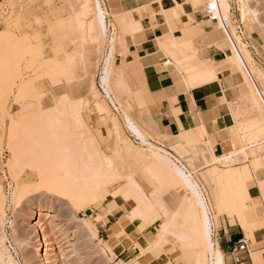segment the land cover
<instances>
[{
  "label": "rangeland",
  "instance_id": "1",
  "mask_svg": "<svg viewBox=\"0 0 264 264\" xmlns=\"http://www.w3.org/2000/svg\"><path fill=\"white\" fill-rule=\"evenodd\" d=\"M101 1L107 10L105 1ZM211 1L197 0L195 4L206 6ZM219 2L227 21V29L239 46L249 51L253 58L252 64L247 61L248 67H256L264 73V0ZM80 10L76 0H0V188L5 198L4 210L0 211V264H9L8 257L3 254L5 249L17 264H153L155 260L165 261L167 264H196L195 254L204 249L199 247V244H196L197 249L193 247V242L198 243L197 239L193 241L196 236L194 209L180 192L162 182L161 177L155 175L156 173L148 167L147 163L152 158L151 151L160 153L161 150L142 145L128 129L125 116L129 113L145 131L149 140L159 146L158 148L170 152V158L192 171L196 178L201 172L207 174V180H201L200 183L210 201L213 216L219 217L220 222L215 223V228L219 229L221 221L230 218L228 211L232 210L230 211L231 206L228 204L237 203L235 198L241 197L237 195L238 197L232 198L237 187L244 198V191L248 189L254 199L255 194L251 190L256 185L263 192L264 131L257 128V123L262 118L261 111L247 96L250 87L244 81V76L234 69L241 84L239 87L243 89L241 96L230 105L234 122L231 133L236 142L235 150L230 154L236 156L234 163L223 164L216 163L209 157L208 150H215L218 139L207 131L206 143H202L200 148H194L195 144H188L166 135L156 127V118L146 95L144 71L140 64L116 62L118 67L129 65V70L124 75L121 72L113 75L111 94L119 108L116 110L102 88L99 72L110 49L111 39L116 45L115 57L118 54L124 55L126 37L137 35L141 26H138V29L122 27L118 22L121 15L110 14L107 15L108 33H93L89 30L93 20L92 14L85 16L76 12ZM216 28L228 42L227 31L219 26ZM189 49L186 50L190 58L183 62L184 66H201L204 70L209 68L217 73V69L212 65L198 62L194 46ZM178 50L182 51V48L176 49L175 52L179 54ZM173 53L166 52V55L179 68L180 58ZM233 53L232 50V55ZM134 71L138 72V82L133 79ZM211 81L199 83L207 84ZM118 86L123 89H118ZM93 88H97L100 100L109 108L112 118L120 123L121 140L119 136L107 138V129L91 108L92 104L87 103ZM117 99L121 101V105ZM79 109L80 113L77 112ZM78 122L86 125V131L87 127L92 130L88 132L95 134L100 145L105 142V145L113 144L115 141L116 147L115 143L113 146L117 148L116 151L113 146L108 145L107 148L102 144L106 148L102 150L106 158L108 157L106 161H109V165L111 162V166H108L114 169L118 180L121 181L120 183L116 180V183H120L119 187L116 184L111 190L97 197H90L88 202L77 199L81 173H78L80 151L75 146L76 137L71 131H68V135L56 131L59 127L64 129L72 123V127L74 124L78 125ZM55 131L59 134L51 133ZM59 131L65 130L60 128ZM60 134L67 138L63 135L60 137ZM193 134L192 131L185 136L189 138ZM70 135L73 136L70 139L72 143L68 140ZM55 136L58 137V142L59 139L64 140L62 144L60 142V147ZM227 138L228 134L224 131L220 139ZM65 145L68 152L63 147ZM69 147L72 152L70 154L74 152V156L69 154L68 157ZM245 148H248V158L238 155ZM77 152L79 156L76 155ZM214 167L228 172L232 170L233 174H236V170L244 172L245 190L240 185H235V190L233 188L232 191L229 185L226 186L227 183L216 180L212 176ZM126 181L136 183L147 201H152L153 192L156 191L160 203L158 202V206L154 204L155 211L149 210L144 204L146 210L137 213L138 210L141 211V202L134 201L135 195L130 194L129 188H126L128 184H122ZM73 187H77V190ZM211 188L213 193L215 189L222 197L226 194L225 202L231 201L225 204L226 207L229 206V210L223 207L221 210L224 212L217 213ZM254 202L245 200V214L248 215L252 211L248 206ZM159 206L163 208L160 209ZM255 208L257 209L256 204ZM104 210L119 213L121 218L109 233L110 240L106 238L105 241L99 237L95 220V215ZM163 210L169 212L167 218L163 215ZM142 213L150 214L144 216ZM38 214L41 219L34 222L33 218ZM138 215H142L143 219ZM155 216L158 219H155ZM153 218L159 222H152ZM236 218L239 219V216ZM166 220L172 221V232L158 244L159 228L161 224L168 222ZM214 220L216 222L215 218ZM89 222L93 224L90 225ZM37 231L41 232L44 243L37 238ZM147 231L152 234L146 237ZM197 234L199 237L200 233ZM179 235L181 238L184 236L185 240L179 238ZM122 243L128 245L133 252V255L124 261H120L113 252V249L120 244L122 246ZM43 245L46 251L39 254L38 250ZM148 245H151V248H148Z\"/></svg>",
  "mask_w": 264,
  "mask_h": 264
},
{
  "label": "crops",
  "instance_id": "2",
  "mask_svg": "<svg viewBox=\"0 0 264 264\" xmlns=\"http://www.w3.org/2000/svg\"><path fill=\"white\" fill-rule=\"evenodd\" d=\"M104 1L110 14L118 16L128 12L139 20L141 31L126 37L124 55L118 54L116 62L140 64L144 68L147 95L159 129L166 135L179 136L181 132L186 135L204 125L208 134L218 139L215 147L217 156L235 150L230 105L241 96L243 89L239 87L241 84L234 69L228 68L231 46L216 28L217 23L209 18L205 6H196L197 0ZM174 10H177V16ZM164 35L168 38L173 36L178 42L192 39L198 62L217 69L216 78L207 84H200L198 80L189 81L180 62L182 57L177 52L173 54L177 53L180 58L179 68L173 60L166 64L170 59L159 44ZM224 131L228 138L221 140L220 135ZM251 191L258 202L256 211L247 218L251 225L256 226L251 234L246 233L236 217L234 223L225 218L219 229L214 226L213 239L224 255L225 264H264V192L258 185ZM97 216H100L99 220H96ZM120 219L119 213L107 210L96 214L99 237L104 241L106 238L110 240L109 233ZM149 234L152 232L147 231L145 236ZM242 241L247 242L245 251L239 250ZM113 252L120 261L133 255L131 248L123 243L116 246ZM252 259L256 262L253 263ZM153 264L167 263L155 260Z\"/></svg>",
  "mask_w": 264,
  "mask_h": 264
},
{
  "label": "bare ground",
  "instance_id": "3",
  "mask_svg": "<svg viewBox=\"0 0 264 264\" xmlns=\"http://www.w3.org/2000/svg\"><path fill=\"white\" fill-rule=\"evenodd\" d=\"M245 1H247V0H245ZM203 2H204V0H203ZM76 3H78V5H79V7L81 9L80 11H76V12L81 13V14H83L85 16L92 14L93 20L90 23L89 30L91 32H93V33L94 32H96V33L99 32L102 35H106L108 33L107 32V29H108L107 15H110V13L106 9H104L102 1L101 0H76ZM209 4L211 5V7L215 11V13H217L219 16H221L220 21L217 23V26H219L220 28L225 29L227 31L226 34H227L228 39H229L228 42L232 46L231 48H233L232 50H233L234 53L229 59L230 65H229L228 68L236 69L235 70L236 72H240L241 75L244 76L245 80L244 79L243 80L250 87L249 88L250 89V93L247 96L250 97V99L255 104L256 108H258L261 111L262 118L257 123V128L261 129L262 131H264V73L260 69H258L256 67H252L251 69L248 67L247 63L251 62V64H252L253 58H252V56H251L249 51L243 50L239 46L238 42L233 38L232 34L227 29V26H226V24L224 22L225 15L222 12V8L220 7L221 5H220L219 0H212ZM246 5H247V2H246ZM176 6H179V5H176ZM180 8L181 7H178V9H180ZM74 10H75V8H74ZM174 12L177 15V10H174ZM119 17L120 18H118L119 19L118 22L120 23V25L122 27H129L130 29H138V26H140L138 18L132 13H128L127 12L126 14H123V15H121ZM244 17L245 18L247 17L246 13L244 14ZM110 19H112V18H110ZM138 30L140 31L141 27ZM169 32H170V28H169ZM196 34L199 35L198 33H196ZM167 35H164V37L167 36ZM164 37L160 41H159V37H158V41L160 42L159 44L161 45V47H162L161 50H163V52L166 51L167 53L168 52L172 53V52H175L178 47H180V48H182V51L178 50L179 51V55L182 57L180 62L183 63L184 61H187L188 58H190V56L187 55V52L190 50L189 48L193 47L192 39H190L188 41H184V42H178L177 39H175L173 36L172 37L169 36L170 38H168V36H167V38H164ZM110 43H111L110 49L108 51V54H107L106 58L103 61L104 62L103 68L101 69V71L99 70L100 71L99 73H100L101 85H102V88H103L107 98L111 99L113 105L116 108V110H119V108H117L116 103L114 102V100L112 98L111 82H112L114 74L121 72V74L123 73L122 75H124L129 70V65L127 64V65H125L123 67H121V66L118 67L116 65V57H115L116 45H115V42L112 41V39H111ZM186 49H188V51ZM183 66H184V64H183ZM183 66H182V68H183V70L186 73L185 76H186V78L189 81L198 80L199 82H207V81H211L213 78L216 77V74L214 73V71L212 69L207 68V69L204 70L203 68H201V66H198L197 68H195L193 66H188L186 64H185L184 67ZM141 68L144 71V68L142 66H141ZM132 75L134 76L133 77L134 80L137 81L139 79V76H137L138 75L137 71H134V73H132ZM121 87H119L118 89H123ZM146 92H147V90H146ZM147 94L148 93H146V95ZM89 97L90 98L88 99L87 103L90 102L93 105V107H92V105H90L91 108L93 109V111L96 112V114L98 115L99 119L102 121V124L107 129V132H108L107 138L110 139L111 136H119L120 140H121L122 139V130H121L120 123H118L115 119L112 118V115H111V112H110L109 108L100 100V96H99V92H98L97 88H93V91H92V93L90 94ZM117 100L119 102V99H117ZM119 103L121 105V101ZM122 107H124V106L122 105ZM77 112L80 113V109ZM90 112L93 113V114L95 113V112H92V110H90ZM44 116H45V114H44ZM39 120H40V118H39ZM55 122H57V120ZM125 122H126V125H127L128 129L131 131V133L139 141H141L142 145L147 146V147H149L151 149H153V148L156 149L157 148L158 150H161L162 153L161 152L160 153H157V152L155 153L153 150L151 151L152 152V158L150 157L151 159L147 163L148 167L151 169V171H153V173H156L155 175H158V176L161 177L160 180L162 182L168 183L171 187H173L175 189L176 192L177 191L180 192L186 198V200L190 203L192 208L194 209L193 219L195 221V228H196V230H195L196 232L195 233H196V236H195L193 241H196L195 239H197L198 243H196L197 241L193 242L194 243L193 247H196V249H197L198 246L199 247L202 246V249H204V250H198V252L195 251V253L197 252L196 254L194 253L195 254V256H194L195 257V259H194L195 263L196 264H225L224 263V255L220 251L219 247H217L218 245L215 244V241L213 239L214 230H215L214 229L215 223H219L220 220H219L218 215H216L215 217L213 216V212L211 211L210 201H209L208 196L205 193V191L203 190L202 185L200 183L201 180H203V181L207 180V174H205L204 172H201L199 174V176L196 178L193 175L192 171L190 172L184 165H180V162H176L172 158H170L171 153L168 152L167 150L163 149V148H158L159 146L157 147L151 140H149V138L146 135L145 131L142 129V127L138 123L135 122V120L130 116L129 113H127L126 116H125ZM69 125H67L68 128H66L67 126H65L66 129L63 126L64 129H62V127H59L56 131H58L60 133H63L65 135L70 134L68 131H71L76 137L75 138V144H77V145H75V146H76V148H78L77 150L80 151V154H79L80 155V161H78L79 162V165H78L79 166V172L78 173H81V177H80L81 181L77 179L78 181L81 182L79 193L77 194L79 196L76 195L77 199H80L82 201L83 200H87V202H88V199H90V197L91 198L97 197L101 193H104V192H106L109 189L111 190V187L115 186L116 184H118V187H119V184L121 183V181L118 180V178H117L118 174L115 173V171H114V169L112 167H111L112 168V170H111V168L109 167V166H111V162H110V165H109V161H106V159L108 157L106 158L105 152H103L104 151L103 149L105 147L108 148V145L113 146L115 141L113 142V140L111 139L110 141H111V143L113 142V144L109 143L108 145H105V143L107 144V142L102 143V144L105 145V147H103V145L101 144L102 145V149H101V145L98 143L99 141L95 137V134L93 132H88V131H92V130L89 129V127H87V131H86V125L84 123L81 122L78 125L74 124L75 126H73V127L71 125L69 127ZM58 126H60V125H58ZM203 126H201V127L198 126L197 128H195V130H192L194 134L192 136H190L189 138H187L185 136L184 132H181V134L179 136H171V137L177 138V139H179L181 141H184V142H186L188 144H192L193 143V144H195V145H193L194 148H200L202 143L205 144L206 140H207V138H206V129ZM156 127L159 128L158 122H157V126ZM60 128H61L62 131L63 130H65V131H63V132L59 131ZM56 131L55 132H51V133L53 135L59 134ZM192 131H190V132H192ZM66 132H68V133L66 134ZM87 132H88L89 135H87ZM90 133H92L94 136L92 134H90ZM98 133H100V131ZM60 135H57V136H60ZM62 135L60 137H62ZM65 135H63V137H65ZM72 135H70V138L68 137L69 141L73 137ZM57 136H55L57 138L56 142H58V137ZM65 138H67V137H65ZM71 141H70V143H72ZM60 142L62 144V142H64V140L63 139H61V140L59 139V142H58L59 143V147H60ZM100 142H101V139H100ZM114 145L116 147V143ZM71 146L73 147V144ZM75 146H74V152L76 150ZM206 146H207V144H206ZM63 147H65L64 148L65 151L68 152V150H66L67 145H65ZM115 147H114V150L117 149ZM125 147H127V146H125ZM64 149L61 148L62 152H64L63 154H65ZM247 149L245 148L244 150L240 151V153L238 155L244 156V158H248L249 153H247ZM208 151H209V157L213 161H215L216 163H223V164H229V163L231 164V162L234 163V156H236L235 154H230L229 153V154H226V155L217 156L215 154V150L214 149L211 148ZM70 152H71V149L69 147L68 157H70L69 156ZM74 152H73V154H70V155L74 156L75 155ZM138 153H139V150H138ZM66 155H67V153H66ZM76 155L79 156L78 152L76 153ZM256 158H258V157H256ZM74 159L75 158H73V161H74ZM68 160H69V158L67 159V161ZM71 160H72V158H71ZM237 161H238V159H237ZM254 161H256V160L254 159ZM257 162L260 164V161L257 160ZM259 166H261V165H259ZM214 168H213V171H212L213 172L212 176H214V178L216 180L224 182L225 184L227 183L226 186L229 185L230 189H232V191H233V188H234L235 185L236 186L240 185L242 188H244L243 186L246 185L245 184L246 174L244 172L242 173V171L236 170L237 171L236 174H233L231 172L232 170L228 172L227 170L221 169L219 167H217L215 169ZM229 168H230V165H229ZM254 168H256V167H254ZM76 170H77V168H76ZM226 172H228V173H226ZM74 173H75V171H74ZM70 178H72V173H71V177ZM116 180L120 181V183L119 182L116 183ZM70 182H71V180H70ZM75 182L78 183L77 181H75ZM126 182H128V181H126ZM126 182H124L122 184H128V187L126 185V188L127 189L129 188V191L132 192V193L130 192V194L135 195L134 196L135 197L134 201H138V202L140 201L141 202V205H142L141 208H140L141 211L138 210L137 213H139V212L141 213V212H143V210H146V209H144L145 206L148 207L149 210L153 211L154 208H156V207H154V204H155V206L157 204L159 205L160 199H159V197L157 198L156 191L153 192L152 201H147L144 198V194H142V191H141L140 187H138L136 185V183H134L132 181H129L128 183H126ZM25 186H26V184H25ZM60 188L61 189L63 188V184H61ZM134 188L136 190H134ZM113 189H114V187H113ZM74 190H77V187L74 188ZM234 190H235V188H234ZM244 190H245V188H244ZM214 191L215 192L213 193L212 192V188H211V192L214 194V199L213 200L215 201V204H216L217 213H218V211H219V213H222L223 210H221V209H223V207L225 208L226 207L225 204L227 203V202H225L226 198H224L226 196V194H225L224 197H222L219 193H217V190L214 189ZM260 191H261V189H260ZM229 192H231V191H229ZM237 192H238V187H237V189L235 191H233V193H235V194L232 195V198H233V196L236 197L237 195H239L241 197L237 196L238 198H235L236 199L235 201L237 203L228 201V203L231 202V204H232V205H230V204L227 203L229 206H231L230 211L232 210V212L228 211V213L230 215V218H231L232 222H235V217L237 215L239 216L238 220L241 222L242 227H244V230L249 235V234H251L253 232V230L256 229V226L255 225H251L248 222L247 218H248V216L252 215L256 211L255 204L257 205L258 203L254 202L255 199H253L250 196V193H249L248 189H246L244 191V192H246L245 193V195H246L245 198H244V196L241 195V193L238 192L239 193L238 194ZM263 192H264V187H263ZM212 193H211V195H213ZM242 193H243V191H242ZM212 198H213V196H212ZM232 198H230V200ZM237 199H238V201H237ZM245 200L246 201L248 200V202H250V200L254 202L251 205L249 204L250 206H248V207H250L249 210L250 209L252 210L248 215L245 214V211H246V205L244 204ZM144 204H145V206H143ZM86 205H87V203H86ZM228 205L226 207L227 210H229V208H228L229 206ZM4 206H5V198H4V193H3L2 189H1L0 190V211L4 210ZM138 206H139V204L136 207L137 209L139 208ZM232 206H233L234 210L232 209ZM159 208L162 209L163 207L159 206ZM134 210L136 212V209H134ZM135 212H134V215L137 216V213H135ZM163 213H164L163 215L166 216V218H167L168 215H169L168 214L169 212L168 211L164 212V210H163ZM145 214L148 216V214H150V213H145ZM145 214H143V215L145 216ZM161 215H160V217H161ZM163 215H162V217H163ZM138 216H139V218L143 219L142 215H138ZM160 217H159V219H160ZM214 218L216 219V222H214L215 221ZM38 219H41V215L40 214H38L36 217L33 218L34 222L37 221ZM99 219H100V216H97L96 220H99ZM155 219H158L157 216H155ZM153 220H154V218H153ZM153 220H152V222H154V223L159 222L158 220H154V221ZM166 221H168V220H166ZM171 222L172 221L169 220L168 222L163 223V224L160 225V228H159L160 234H159V242H158V244L162 240H165L167 234L172 232L171 231V228H172ZM91 224H93V223H90V225ZM197 233L201 234V235L199 234L200 238L198 237ZM37 236H38L37 238H39V241L44 243V240H43V237H42L40 231H37ZM180 236L181 235H179L178 237L181 238ZM183 238H184V236H183ZM183 238H181V239H183ZM4 239L7 240L6 238H4ZM184 240H185V238H184ZM180 241H183V240H180ZM149 243L151 244V240H149ZM196 244H199V245L196 246ZM150 246L151 245H148V248H151ZM44 248H45V246L43 245L38 250V253L41 254L44 251H46ZM5 250H6V252L5 253L2 252V253L4 254V257L5 256H6V258L8 257L7 261H9V264H17L15 259H14V257L9 253V251L7 249H5ZM253 261H254L253 263L256 262L255 259ZM193 263H194V261H193ZM256 264H258V263L256 262Z\"/></svg>",
  "mask_w": 264,
  "mask_h": 264
},
{
  "label": "built area",
  "instance_id": "4",
  "mask_svg": "<svg viewBox=\"0 0 264 264\" xmlns=\"http://www.w3.org/2000/svg\"><path fill=\"white\" fill-rule=\"evenodd\" d=\"M205 8H206V11H207V14H208L209 18H210L212 21L218 23V22L220 21L221 16H219L218 14L215 13V11L213 10V8L211 7L210 4H207V5L205 6ZM224 22H225V24L227 25V21H226L225 18H224ZM170 63H171L170 60H168V61L166 62V64H170ZM246 247H247V242H246V241H242L239 250H240V251H245V250H246Z\"/></svg>",
  "mask_w": 264,
  "mask_h": 264
}]
</instances>
